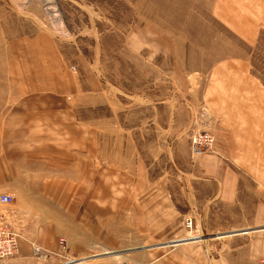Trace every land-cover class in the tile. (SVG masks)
<instances>
[{
	"label": "rangeland",
	"instance_id": "374dc122",
	"mask_svg": "<svg viewBox=\"0 0 264 264\" xmlns=\"http://www.w3.org/2000/svg\"><path fill=\"white\" fill-rule=\"evenodd\" d=\"M263 2L57 0L61 28L41 0H0V70L7 68L11 52L22 59H17L18 67L31 65L37 55L63 63L65 74L53 71L51 78L80 81L85 97L107 101L98 110H87L91 103L84 100L85 127L101 132L105 160L118 141L125 156L128 141L139 142L140 154L151 162L147 167L159 177L166 168L172 169V163L165 167L159 158L180 154L181 136L185 138L183 132L189 128L187 152L192 160L212 155L233 167L236 195L230 196V205L225 199L209 208V230L197 231L194 218L181 223L184 218L179 221L172 212L173 237H180L183 230L184 237H195L187 245L188 258L175 259L180 264H250L236 250L229 251L230 238L224 237L251 231L261 223L256 207L257 170H264ZM27 70V78L4 77L1 72L0 85L49 81L44 70L39 73L30 66ZM160 102L164 105L155 107ZM196 133L210 134L215 141L209 151L193 156ZM146 199L152 197H133L129 207L138 208ZM155 202L166 201L160 197ZM188 219L192 229L187 228ZM155 230H150L153 235L142 234L152 241L165 238L162 230ZM60 240L58 257L68 261L67 242ZM203 247L208 252L205 257L198 252ZM111 258L97 264H143Z\"/></svg>",
	"mask_w": 264,
	"mask_h": 264
},
{
	"label": "crops",
	"instance_id": "0c3cea01",
	"mask_svg": "<svg viewBox=\"0 0 264 264\" xmlns=\"http://www.w3.org/2000/svg\"><path fill=\"white\" fill-rule=\"evenodd\" d=\"M11 53L7 68L0 70L4 77L27 78L29 66L50 76L46 82L0 85V194L13 196L10 205L0 203V223L20 238L16 255L0 264H97L112 256L143 264H180L175 259L188 258L187 245L195 237H184L183 230L174 238L170 216L175 212L179 221L184 218L181 223L192 217L197 231L209 230V208L225 199L230 205V196L236 195L233 167L212 155L192 160L189 128L181 136V153L159 158L165 167L172 163L159 177L147 167L151 162L140 154L139 142L128 141L125 156L118 141L105 160L101 132L85 127L84 100L91 103L87 110H98L107 101L85 97L80 81L51 78L53 71L65 74V65L55 58L49 62L48 57L32 56L36 60L31 65L18 67L16 61L22 59ZM224 123L227 127L225 118ZM257 173L260 225L224 237L230 238L229 251L236 250L250 264L264 260V170ZM141 195L152 199L129 207ZM160 197L166 202L156 205ZM151 229L162 230L165 238L152 243L142 234L153 235ZM60 239L67 242L68 261L58 257ZM206 250L198 252L205 257Z\"/></svg>",
	"mask_w": 264,
	"mask_h": 264
},
{
	"label": "built area",
	"instance_id": "2783aa9c",
	"mask_svg": "<svg viewBox=\"0 0 264 264\" xmlns=\"http://www.w3.org/2000/svg\"><path fill=\"white\" fill-rule=\"evenodd\" d=\"M50 1L52 0H43V5L45 10L49 6ZM56 4V3H55ZM54 4V5H55ZM192 144H191V152L193 156L195 155H202L206 153L205 151H209L210 148L213 147V143L215 141L214 137L210 134L206 133H196L194 137H192ZM13 202V196L7 194H0V203L4 205H10ZM187 228H193V222L191 219L186 221ZM18 240L19 237L15 235V233L9 228L8 224L4 222L0 223V260L11 258L12 256L16 255L18 251ZM63 246L64 241L60 240ZM264 262V261H263ZM112 264H130V263H123V262H115Z\"/></svg>",
	"mask_w": 264,
	"mask_h": 264
},
{
	"label": "bare ground",
	"instance_id": "6f19581e",
	"mask_svg": "<svg viewBox=\"0 0 264 264\" xmlns=\"http://www.w3.org/2000/svg\"><path fill=\"white\" fill-rule=\"evenodd\" d=\"M41 2H43V0H41ZM57 2V0H52L50 1L51 4H49V6L47 7V9L45 10L46 13H49L50 15H52L53 17H55L57 19L58 25L59 27L62 28L63 26V22L58 19L59 15H56L58 12V10L56 9V5H54Z\"/></svg>",
	"mask_w": 264,
	"mask_h": 264
}]
</instances>
